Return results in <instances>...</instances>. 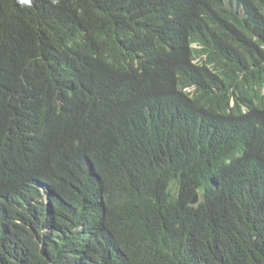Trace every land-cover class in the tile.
<instances>
[{
  "label": "trees",
  "instance_id": "obj_1",
  "mask_svg": "<svg viewBox=\"0 0 264 264\" xmlns=\"http://www.w3.org/2000/svg\"><path fill=\"white\" fill-rule=\"evenodd\" d=\"M0 264H264V0H0Z\"/></svg>",
  "mask_w": 264,
  "mask_h": 264
},
{
  "label": "water",
  "instance_id": "obj_2",
  "mask_svg": "<svg viewBox=\"0 0 264 264\" xmlns=\"http://www.w3.org/2000/svg\"><path fill=\"white\" fill-rule=\"evenodd\" d=\"M197 202H198V194H195V196L191 200V204H196Z\"/></svg>",
  "mask_w": 264,
  "mask_h": 264
},
{
  "label": "clouds",
  "instance_id": "obj_3",
  "mask_svg": "<svg viewBox=\"0 0 264 264\" xmlns=\"http://www.w3.org/2000/svg\"><path fill=\"white\" fill-rule=\"evenodd\" d=\"M196 194H198V193H196ZM195 196V195H194ZM198 200H199V195H198ZM191 203V202H190ZM194 205V204H193Z\"/></svg>",
  "mask_w": 264,
  "mask_h": 264
}]
</instances>
